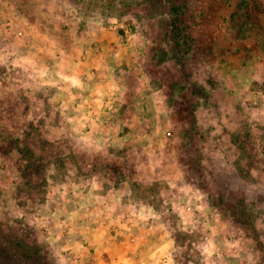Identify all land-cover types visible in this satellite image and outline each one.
I'll use <instances>...</instances> for the list:
<instances>
[{"label": "clouds", "instance_id": "9594fccd", "mask_svg": "<svg viewBox=\"0 0 264 264\" xmlns=\"http://www.w3.org/2000/svg\"><path fill=\"white\" fill-rule=\"evenodd\" d=\"M0 264H264V0H0Z\"/></svg>", "mask_w": 264, "mask_h": 264}]
</instances>
